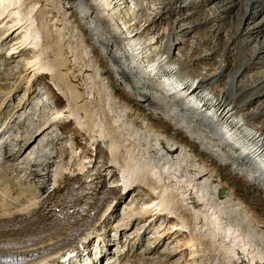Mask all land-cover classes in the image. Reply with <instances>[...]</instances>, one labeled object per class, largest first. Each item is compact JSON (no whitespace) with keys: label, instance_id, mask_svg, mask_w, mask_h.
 <instances>
[{"label":"bare ground","instance_id":"obj_1","mask_svg":"<svg viewBox=\"0 0 264 264\" xmlns=\"http://www.w3.org/2000/svg\"><path fill=\"white\" fill-rule=\"evenodd\" d=\"M46 1L49 9L44 7ZM99 1L101 10L106 12V16L98 20L111 25L117 14L120 16L121 6L125 4L124 0ZM2 2L6 0H0V4ZM39 2L41 5L32 19L26 18L30 15L31 9H29V13L15 24L12 23L13 20H9L11 15L5 12L2 14L3 5L0 6V41L7 43V57L13 59L17 54H28L29 50L35 52L31 49L35 38L32 41L28 38L33 36L34 31L35 33L36 30L38 31L44 46H40L41 51L37 54V58L26 57L28 59L23 65V72L28 73V77L25 79L29 81L33 78V85V82L39 81L36 75L40 73L44 76L49 75L54 87L72 101L71 110L67 113L63 106L64 98L57 96L53 89L50 90L49 95L55 100L58 110V116L50 122L53 123L57 118H63L66 122L68 120L73 137L69 146L70 156L67 155L63 160L65 168L59 169L55 174L51 190H48L50 185L48 179L38 186L35 194L14 185H9V189L4 190V193L10 196L16 195V206L3 205L0 209V255L5 258L19 257L22 260H30L31 264L45 261L47 264H54L58 256L68 254L76 248L86 246L83 251H87L91 240L89 238L83 242L79 240L97 232L96 226L108 221L110 214L108 211L121 196L122 189L125 192L134 185V182L129 184L122 182L124 176L133 175L131 176L133 179L135 176L140 178L138 180H145L148 182L149 190L155 192L157 189H162V186L152 182L149 173L156 170L159 174H164L163 171L166 170V173L169 171L168 177L170 174L172 177L181 174L186 181L181 191H184L183 194L187 192V197L192 195L196 197H192L193 202L189 207L192 208L193 221L199 218V224H202L200 228H205L207 232L202 236L210 237V241H203L205 248L218 253L221 247L226 252L224 253L226 256L223 254L224 259L219 253H216L219 255L217 259L215 255H211L210 264L235 262L234 257L238 254L235 250L239 239L243 237L244 247L251 246L249 241L245 242L249 240L245 239L248 236L257 238L256 241L262 247L251 258V264L255 261L264 262V180L261 178L259 180L256 176L258 168L255 170L256 168L253 167L258 165L264 169V72L253 74L251 78L248 76L257 65L264 64V40L256 41L255 45L250 47L252 38H258L256 36H259L264 29V0H192L183 6L177 5L181 0H158L153 16L151 14L144 19L143 26L145 23H150V25L146 24V27H140L141 24L139 25L135 19L128 20L121 17V25L118 22L111 26L106 24L108 37L102 39L100 43L106 47V51H109L106 53L109 59L104 56L103 49L98 46L97 41H94L93 35L96 34V30L90 29L83 23V17L79 16L78 9L73 5L76 3L75 0H45V2L30 0L29 5L36 6ZM94 3L99 6L98 0H86V5L90 7H88L90 13L88 9L84 11L85 14L83 13L86 18L92 16L97 8ZM207 3L214 4L215 10L205 22L204 18L201 21L200 8ZM188 11H190L189 15H187ZM162 15L168 16V21L165 22L168 33L161 37L165 40L162 48L155 56H150L152 43H149L150 39L146 41L143 35L149 34L151 31L149 27L155 25ZM259 16L261 20L255 22ZM176 21L178 22L174 27ZM233 21L239 22L238 28L233 34H226L227 38H223L222 42L219 38L223 27L228 24L227 22ZM31 22H36L37 27L35 26L34 31L31 29L33 33L31 32L32 34L27 37L26 24L31 25ZM179 23L183 24L179 25ZM241 23H244L245 28H240ZM63 25L67 28L68 34H57L59 31L63 33L67 31ZM57 26L61 27L58 31L56 28L55 33L51 28ZM200 26H210L213 29L216 27L214 38L216 41L219 39L218 43L209 41L204 52L197 51L196 46L191 45L188 46L190 53L185 54L184 46L188 44L184 37ZM205 42L206 39H203L202 43ZM219 42H222L221 45ZM113 47H117V52L112 50ZM131 47H135V50H130ZM174 50L181 54L180 59L176 61L172 58ZM72 54L73 57L75 56L73 61L69 59V55ZM118 54L121 59H126L124 64L127 68L132 65L129 69H135V82H139L140 86L153 87L159 98L166 100V105L152 100L153 94L140 92L134 95L126 90L123 84L118 83L116 77L118 73L115 75L109 65V60L118 64L121 60L117 57ZM85 55L87 58H84ZM214 56H218L219 60L216 61ZM203 62H205L203 65L207 66V71L205 73L196 71L199 68H197L198 64ZM168 64H175L176 67L168 68ZM213 66L215 69L212 68ZM129 69L122 67L119 72L121 79L133 85V80L126 72ZM182 69H187L189 72ZM92 71L97 74V78L93 84L89 83V92H87L93 97V103L84 97L87 89L86 81L84 82L83 78H81L82 82L79 81L83 73ZM32 72L36 73L29 77ZM177 73L179 77L176 76ZM10 93L3 94L2 97L7 98L6 95L10 96ZM145 98L147 99L144 100ZM254 104H256L255 108H253ZM251 107L253 110L250 109ZM159 109L163 114L157 112ZM244 110L248 112L241 120L238 114ZM17 111L14 109L6 111L7 116H10L7 125L15 124L13 122L18 119L15 116ZM64 113L68 115L61 116ZM179 113L182 116L189 115L191 120L188 118L189 122L185 125V122L180 120L182 116ZM98 116L103 120L98 119ZM250 122H257L258 126H250ZM243 125H247L248 128L244 129ZM39 130L37 128L35 133L38 134ZM31 133L28 135H32ZM1 134L2 132L0 136ZM198 140L204 143H199ZM31 141L32 137L28 143L22 145L23 140L17 137L14 139V147H17L15 154L7 151V142L0 143V151L4 150L6 160L15 162L28 150ZM48 143L46 141V144ZM229 143L238 146L243 154L242 158L235 156V148ZM60 151L66 154L64 147ZM139 154H144L146 165L138 167L139 164H133L135 160L133 157ZM25 162L31 169L27 174L29 182H35L36 179L48 174L47 164L38 165L33 158H27ZM249 163L252 166H248ZM107 168H111L112 171L106 175L103 172L108 170ZM12 170L21 173L18 166L12 167ZM43 171L46 173L42 174ZM2 172L4 173L2 176L7 178V168H2ZM174 172L178 173L174 174ZM8 184L9 182H6V185ZM170 188L172 187L169 186ZM188 189L190 191H186ZM129 191L130 189L127 190L128 194ZM132 194L134 195L135 191ZM186 195H182L183 199ZM168 196H172V192ZM187 197L184 201L188 202L191 198ZM169 199L151 206L154 203V199L151 198L145 209H149L152 213L146 212L139 220L150 219L149 225L160 220L166 222L172 216L173 208L170 204L175 198ZM199 200L203 202V208ZM76 207L79 210V217L67 218ZM139 210L143 209L139 208ZM139 210L135 211L141 214ZM202 211L204 214L201 213ZM146 214L149 215L146 217ZM131 216L120 226L127 229L132 222ZM136 216V218L140 217ZM63 218L68 220L63 221ZM231 218L237 220V224L245 225L243 234L239 231L241 228L238 229L230 224L231 221L228 220H232ZM206 219L208 221H205ZM219 219L220 223L227 222L229 228L221 227L217 221ZM178 225L172 224L167 229L170 232H165L163 235L164 238L171 231H181ZM197 230L194 229L195 232H198ZM218 241L220 246L215 245L217 248L213 249L214 243ZM138 246L139 242L136 244V247ZM102 256L104 255L99 253L98 258ZM239 259L237 257L236 261Z\"/></svg>","mask_w":264,"mask_h":264},{"label":"rangeland","instance_id":"obj_2","mask_svg":"<svg viewBox=\"0 0 264 264\" xmlns=\"http://www.w3.org/2000/svg\"><path fill=\"white\" fill-rule=\"evenodd\" d=\"M29 1L30 0H8V1L6 0V2H2V4H0V6L3 5L2 6L3 8L1 9V7H0V9L3 10L2 14L5 12V14H9V16L11 15L9 17V20L10 19L13 20L12 23L15 24L16 22H19V20H21L22 17H24L26 13H29V11H28L29 9H31L30 15H27L26 18H31V19L34 16L35 12L39 9V7L41 5L40 2L37 3L36 6H30ZM40 1L45 2V0H40ZM182 1L183 0H181V3H178L177 5H182V6L187 5L192 0H184L185 2L184 1L182 2ZM8 2H10V3H8ZM75 2H74L75 4H73V5H74V7H76V9H78L77 11L79 13V16L81 18L83 17L82 18L83 23L87 24L86 26L90 27V29L96 30V34L93 35L94 41L95 42L97 41L96 43L98 44V46L99 47L101 46V48L103 49L104 56H106V58L109 59L108 55L106 54L109 51L108 50L106 51V47H103V44L100 43L101 41H103L102 39H105L106 37H108V35H107L108 33L106 32L108 29V26H107V29L105 27H106V24L110 25L108 23H104V22H101L98 20L99 18H104L106 16V12H103L101 10L102 9V6L100 7L101 2L98 0L99 6L97 5V3H94L97 8L94 7L95 8L94 13L92 14V16H90L88 18H86V15L84 16V14H85L84 11H86V9H88V7H89L86 5V0L85 1L84 0L83 1L82 0H78V1L75 0ZM123 2L125 4H123L121 6L120 16L117 14V17L115 18L117 20H115V19H114V21L112 20L111 25H114L115 22L116 23L118 22V24L121 25L122 20L120 19V17L123 19L126 18L128 20L135 19V21H137L139 23V25L141 24L140 27H146L147 25H150V23L149 24L145 23V26H143L144 25V19L147 18L151 14L153 16V11L156 10V8L158 6L157 5L158 0L157 1L156 0H124ZM47 4L48 3L46 1L44 7L46 9H49V6ZM30 7H32V8H30ZM214 7H215L214 4L208 5V3H207V5L205 4L204 6H202L200 8V10L202 11L201 12L202 13L201 21H203V18H204V21L206 22L207 17L209 18L213 15V11L215 10ZM88 10H89L88 13H90V9H88ZM187 13H188L187 15H189L190 11H188ZM156 19H158V17ZM259 20H261V16H259L255 22H257ZM166 21H168V16L162 15L161 18L159 20H157L155 25H151L152 27L151 26L149 27L151 29L149 34L143 35V38L146 41L151 40L149 42V43H152L151 44L152 46L150 48V51H151L150 56L155 55L158 52V50L160 48H162V46L165 42V40H162L161 37L168 33V26L165 24ZM177 22L178 21L175 22L174 27L176 26ZM186 22H188V21H186ZM31 23L33 25L32 24L30 25L29 23H27L26 26L27 25L28 26L27 27L25 26L27 37H29V35L33 33L32 30L36 29V27H37L36 22H31ZM227 23L228 24H226L223 27L220 38H219V39H221L222 42L224 41L223 38H225V39L227 38L225 35L228 33L233 34L236 31V29L238 28V24H239V22H237V21L236 22L235 21L227 22ZM181 24H183V23H179V25H181ZM64 25H65V22H64ZM64 25H63V27L65 28ZM59 27H61V26H57V27H54L51 29H54L52 31H54L56 33L55 29L57 28L56 30L58 31ZM206 27H202V26L196 27L192 30V32H190L187 36L184 37V40L187 41V44H188L187 46L186 45L184 46L185 50H183V51L184 52L186 51L185 54L190 53L188 46H191V45L196 46L197 51L204 52V51H206L205 47H206V45H208L209 41L210 42L212 41V43H215V44L218 43L217 41L219 39L216 41V38H214V30L216 27H214V29L211 28L210 26H206ZM240 28L241 29L245 28L244 23H241ZM60 29L64 30L63 28H60ZM65 29L67 30V28H65ZM20 31H22V29ZM0 32H1V29H0ZM37 32L38 31L36 30V33ZM59 32H57V34H60V35H65L66 33L68 34V30L64 31V33L62 31H59ZM36 33L34 31V33L32 34L33 36H31V38H28L31 41H32V39L35 38V40H33L32 45H31L32 46L31 49H34L35 52H31V50H29V53L26 54L27 56L25 54L24 55H18L17 54L14 56L13 59H10L9 57H7V51H6V49L8 48V46H6L7 43L5 44V43H2V41H0V132H2V134L0 136V143L7 142L8 143L7 151L11 152L12 154H15L17 147L16 148L14 147V139H16L17 137L18 138L21 137V139L23 140L22 145H25L26 143H28V141L32 137L31 146L28 148V150L25 151V153H23V155L21 157H19V155H17V158L18 157L19 158L15 162L12 160H6L4 158L6 156V155H4V150L0 151V209H1V206H3V205L7 206V207L8 206L9 207L16 206V204H15L16 195L10 196L9 194L4 193V190H6L9 187V185L20 186L24 189L31 191L30 193L35 194L38 191V186L42 185L48 179V180H50L49 181L50 185L48 187L49 188L48 190H51L53 188V180L56 177L55 174L59 171V169L63 170V167H64V161L63 160L67 155L70 156V152H69L70 147L69 146L71 145L70 143H71V140L73 137V135H72L73 131H72V128H71L69 121L67 120V122H66V120H64L63 118H60V119L57 118L56 119L57 121L55 120V121H53V123L50 122V120L52 121L54 118H56V116H58L57 115L58 110H57V107L55 104V100L53 98H51L49 95L50 90L53 89V92L55 91L57 96H61L62 99L64 98L63 99V106H65L64 110L67 113L69 112V110H71V107H72L71 102L72 101L65 98L64 93L62 91L58 90L56 87H54L55 85H53L54 83H52V80H50L49 75L44 76V75H41V73L36 75V78L39 81L35 82L36 84L33 82V85H32V79L33 78H30L29 81L26 80L25 78L28 77V73L23 72V65H24V63H26L25 60L27 61V59H28L26 57L33 56V58H37V54L41 51V47L44 46L42 41H40L41 39L39 37V34L37 33V35H36ZM17 35H20V33H17ZM57 36L61 37L59 35H57ZM256 37H258V38H254V39L252 38V40L250 39L251 40L250 47L255 45L256 41H263L264 40V29L262 30L260 35L256 36ZM203 39H206V42L204 44L202 43ZM222 42H219V44L221 45ZM109 45H110V43H109ZM9 47H10V45H9ZM198 48H199V50H198ZM112 50H114V52H117V47H113ZM130 50H132V51L135 50V47H131ZM220 50H221V48H220ZM42 52H44V51H42ZM129 55H131V54H129ZM117 57L120 58L119 54ZM180 57H181V54L177 50H174L173 51V57H172L173 60L176 61V60L180 59ZM41 58H42V56L40 57V59ZM84 58H87L86 55L84 56ZM69 59H71L73 61V60H75V56L73 57V54H72V56L69 55ZM124 59L122 58L121 60H124ZM163 59H164V57L162 58V60ZM214 59H216V61H217V60H219V57L214 56ZM121 60L118 61V64L116 63L117 65L114 64L111 60H109V65L113 68L115 75L118 73L116 76L119 80L118 83L120 85L123 84L122 86L134 95H138V94H140V92H147V93H150L151 95L153 94L152 100L156 101L159 104L166 105L165 104L166 100H161V98H159L160 97L159 94L156 93V91L153 89V87H151V86L146 87V85L140 86L139 82H137V83L135 82V77H136V73L134 75L135 69H133V70L129 69V71L128 70L126 71L128 76L133 80V82H134L133 85L130 82H127L126 80L121 79L119 71H121L122 67L127 69L126 64H124V63H126V59L124 61H121ZM166 60H167L166 62L168 63V59H166ZM44 62L45 61H43V63ZM212 62L214 63V61H212ZM204 63L205 62H203L202 64L199 63L198 64L199 66H197V68L198 67L199 68L196 71L205 73L207 71V66L205 67L203 65ZM32 64H33V62H32ZM211 64L212 63L210 62V65ZM163 65H164V63H163ZM169 67L170 68L176 67V65L175 64H173V65L168 64V68ZM204 68L206 70H204ZM212 68L215 69L214 66ZM182 70H184V69H182ZM184 71L189 72L187 69H185ZM92 72H88V73L86 72L85 74L83 73V76L79 77L80 82H82L81 78H83L84 82L86 81V83H87L86 84L87 86L85 85L87 87V89L84 93V97L88 101H90L91 103H93V97L91 95H89V93H88L89 92L88 88L90 86L89 83L91 82L93 84L94 80L97 78V74L94 71H92ZM262 72H264V64H262V65L259 64L256 66V69H254L251 73H249L248 76L251 78V76H253V74H256V73L262 74ZM33 73H36V72H32L29 75V77ZM176 76L179 77L178 73L176 74ZM132 86H134V88L136 87L137 89L135 88V90H134V88ZM27 87H32V88H27ZM217 90H219V87L217 88ZM9 92H11L10 96L6 95L7 98L2 97L3 94H8ZM36 95H39V96L37 97ZM147 98H145L144 100H146ZM31 105H33V106H31ZM20 107H22V108H20ZM255 107H256V104H254L253 108H255ZM253 108L251 107L250 109L253 110ZM13 109H14V111L18 110L15 114V116L18 117V119L13 122L15 124L9 123L7 125V121L10 119V116L9 117L7 116L6 111L7 112L12 111ZM157 112H159L160 114H163L160 109ZM247 112H248V110H244L243 112L238 114V116L240 117L241 120L245 118L244 115ZM67 113H64L61 116L68 115ZM179 114L181 115V113H179ZM12 115H14V113ZM188 116H186V114H185L180 119L183 122H185V125L189 122L190 116L189 117ZM100 117L98 116V119L103 120V118H100ZM102 117H103V114H102ZM71 121H73V120H71ZM249 125L250 126H252V125L258 126V123L257 122H250ZM37 128H38V130L39 129L41 130V131L39 130L38 134L35 133ZM243 128L247 129L248 126L243 125ZM33 132H34V134H33ZM251 132H252V130H251ZM25 133H26V135H28V133L29 134L31 133L32 135L26 136ZM191 136H193V138L195 137L194 135H191ZM46 141H48L49 143L46 144ZM198 142H199V140H198ZM201 142L204 143V141H202V140L199 143H201ZM243 146H244V144H243ZM62 147H64L66 154L62 152L63 150L60 151ZM202 147H203V145H202ZM221 153H219V154H221ZM61 154L63 157H61ZM27 158L28 159L33 158L35 163H37L38 165L47 164L48 174H46L43 178L36 179L35 182H29L27 179V174L31 171V169L29 168V166L26 165L25 161ZM133 158L135 159V160H133V164H139V165H137L138 167L146 165V163H147L144 154L143 155L139 154L138 156H136V157L134 156ZM16 166H18L21 169V173L13 172L12 167H16ZM40 167H39V170H41ZM2 168H7V173H8L7 178L3 177L4 173L3 172L1 173ZM73 168L76 169V167H73ZM73 168H71V169H73ZM107 169L108 170L103 172L106 175L112 171L111 168H107ZM113 170L116 171L115 168H113ZM163 172H164V174L163 173L159 174L156 170H154V171L150 172L151 174L149 173V177L151 178L150 180L152 182H156L157 184H159V186H162V189H157L155 192H152L151 190H149V188L147 186L148 182H146L145 180H142V179L138 180L140 178L139 177L137 178L135 176L133 179L132 178L133 175H127L128 177L132 176L131 178L124 176V179L122 180V182L125 181V182H128V184L131 182L132 183L134 182L133 183L134 185L127 189V190L130 189L129 194H128L127 190H125V192H123L124 190L122 189L123 196L121 193V196L116 199V201L113 204V207L110 208V210L108 211V213H110L108 221L101 223V224H98L96 226L97 232H95L94 235H90L89 239L91 240L92 243L89 246V254H87L85 256L84 254L86 252L85 253L79 252V254H78L79 257H77L78 259L81 258V253H82V255H84V256H82V261H84L85 258L88 259L90 257H92V261H94V258L96 257L95 252L101 251L103 254H105V256L100 260V262L98 264H210L211 263L210 260H212V259H210L211 255H215V257L217 259L219 257V255L222 256L224 253H226L224 248L221 249V247L219 248L220 250L218 249L219 255H217L218 254L217 252H216L217 253L216 254V253H213V251L205 248L203 241L204 242L210 241V237H208L209 235H207V236L203 235L202 236V234H204V232L205 233H207V232L205 231V228H203V229L200 228L202 224L201 223L199 224V222H200L199 218H197L196 220L193 221L192 208L189 207L191 205L189 204V201L188 202L184 201V199H186V197L188 196L187 192H185V194H187V195L183 199V196L185 194H183L184 191H181V190H182V187L184 186V182L186 183L185 178H183L181 176V174H179L178 172H174V174L178 173L179 175L176 174V177H174V176L172 177V175L170 174V176L172 177V179H171L170 176L168 177L169 171L167 173H166V170ZM45 173H46V171L42 172V174H45ZM165 174H167V175H165ZM5 176H7V174ZM121 177L123 178V176H121ZM118 178H119V176H118ZM6 182H9V184L6 185ZM142 183H144V184H142ZM3 184L5 186H3ZM168 185L172 188L169 189ZM133 191H135L134 195L132 194ZM186 191H190V189H188ZM43 192H45V191H42V193ZM171 192H172V196H168L169 193H171ZM165 196H167L168 198H165ZM159 197H161V198H159ZM172 197H174L175 200L178 202H176L175 200H173V203L170 202L171 203L170 205H172V208H173V213H171V215H172L171 218H168V220L166 222H163V220H160L155 224L152 223L151 225H149L150 219L146 220L144 218L143 220H139V218L140 219L142 218L143 214H145L146 212L149 211V209L146 210L145 208H147V206L149 204L148 202L150 201L151 198L154 199V203H155V204L153 203L151 206H154V205H157L156 203H161L164 200L172 198ZM189 197L191 198V196H189ZM189 197H187V198H189ZM199 202H201L200 205H201V208H203L202 207L203 202L200 200H199ZM139 208H142L143 210L140 211ZM135 210L136 211L139 210L141 214H139V212H136ZM149 213H152V212L149 211ZM201 213L204 214L203 211ZM131 215H134V216L132 217ZM136 215H139L140 217L136 218L137 217ZM148 215L149 214H146V217ZM209 215H210V213H209ZM129 216L132 217V222L128 225V228L125 229L124 227H122L120 225L124 224V222L127 220V218ZM208 217L211 218V216H208ZM231 219L232 220H228L229 222L231 221L230 224L234 225L238 229L241 228L239 231L242 232V234H243L242 230H245V225L240 223V221H238V223H240V224H237L236 223L237 220H235L233 218H231ZM205 221H208V220L206 219ZM217 221L221 227L223 226V228H227V227L229 228V226L226 224L227 222L225 223V221H222L220 223V221H221L220 219ZM233 221L235 224L233 223ZM162 222H163V224H162ZM170 222H171V224H170ZM176 223L179 224L178 225L179 227H181V231H178V232L176 230H175V232L171 231V233L166 238H164L163 235L165 234V232H170V230H167V229L169 227H171L172 224H176ZM180 224H182L183 226ZM196 225H197V227H196ZM239 226H241V227H239ZM194 229H196V230L198 229L197 230L198 232H195ZM201 230H203V231H201ZM197 233L201 234V236H199V234H197ZM194 234H196V235H194ZM204 237L206 240L204 239ZM83 238L84 237H82L81 239H83ZM250 238H252L251 241H250ZM245 239H249L247 241L245 240V242L249 241L251 246L250 247L249 246L244 247L243 237H241L239 239L240 244L238 243V246H236L237 249L235 250L238 253L236 255V257H234V260L236 263L234 261H229L230 263L228 262V264H251V258H253L255 253H257L258 251H260V249H262V247L258 244V241H256L257 238L254 239V236H248V238L245 237ZM83 240H81V241H83ZM138 242H139V246L136 247V244ZM251 242H253V243L251 244ZM215 245L217 247L220 246V241H218V243H214L213 249L217 248ZM87 253H88V251H87ZM224 255L226 256V254H224ZM224 255L222 256L223 259H224ZM237 257L240 258L238 261H236ZM78 259H77V261H78ZM219 259H221V258H219ZM242 259H243V261H242ZM103 260H105V261H103ZM255 262H256V264H264V262H257V261H255ZM255 262H253V264Z\"/></svg>","mask_w":264,"mask_h":264}]
</instances>
